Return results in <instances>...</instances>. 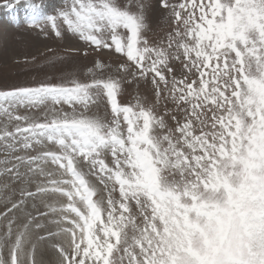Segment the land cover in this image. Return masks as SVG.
I'll list each match as a JSON object with an SVG mask.
<instances>
[{"label":"snow or ice","instance_id":"1","mask_svg":"<svg viewBox=\"0 0 264 264\" xmlns=\"http://www.w3.org/2000/svg\"><path fill=\"white\" fill-rule=\"evenodd\" d=\"M21 3L84 47L0 88V264H264V0Z\"/></svg>","mask_w":264,"mask_h":264},{"label":"rangeland","instance_id":"2","mask_svg":"<svg viewBox=\"0 0 264 264\" xmlns=\"http://www.w3.org/2000/svg\"><path fill=\"white\" fill-rule=\"evenodd\" d=\"M8 0H0V88L11 85L30 83L32 77L40 78L47 68L37 69L32 64L24 63L26 58L40 57L41 53H46L48 48H53L58 52L64 49L83 48V44L76 43L71 39L60 41L51 33L45 37L37 30L29 29L24 24L26 11L23 3L17 5L14 9L9 10L3 7ZM40 2V0H33ZM59 0H44L46 11H50L51 7L58 3ZM153 17V26L157 27L156 17ZM20 21L19 25L13 23V20ZM163 27V25H159ZM108 55L105 54V59ZM83 66L89 64L93 58V54L84 57L82 54L73 57ZM16 61H19L17 63Z\"/></svg>","mask_w":264,"mask_h":264}]
</instances>
